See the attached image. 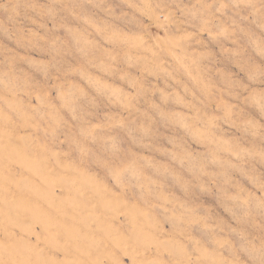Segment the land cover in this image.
<instances>
[{"label": "rangeland", "instance_id": "obj_1", "mask_svg": "<svg viewBox=\"0 0 264 264\" xmlns=\"http://www.w3.org/2000/svg\"><path fill=\"white\" fill-rule=\"evenodd\" d=\"M0 264H264V0H0Z\"/></svg>", "mask_w": 264, "mask_h": 264}]
</instances>
